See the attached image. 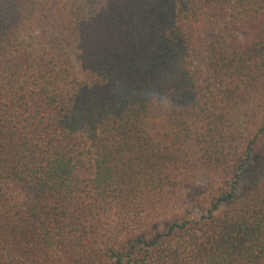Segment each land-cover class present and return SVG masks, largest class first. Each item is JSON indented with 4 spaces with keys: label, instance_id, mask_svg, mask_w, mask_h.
<instances>
[{
    "label": "trees",
    "instance_id": "trees-1",
    "mask_svg": "<svg viewBox=\"0 0 264 264\" xmlns=\"http://www.w3.org/2000/svg\"><path fill=\"white\" fill-rule=\"evenodd\" d=\"M0 264H264V0H0Z\"/></svg>",
    "mask_w": 264,
    "mask_h": 264
},
{
    "label": "rangeland",
    "instance_id": "rangeland-1",
    "mask_svg": "<svg viewBox=\"0 0 264 264\" xmlns=\"http://www.w3.org/2000/svg\"><path fill=\"white\" fill-rule=\"evenodd\" d=\"M200 186H198V187H195V188H199Z\"/></svg>",
    "mask_w": 264,
    "mask_h": 264
}]
</instances>
